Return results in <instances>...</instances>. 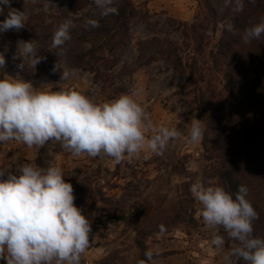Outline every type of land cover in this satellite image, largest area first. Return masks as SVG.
I'll list each match as a JSON object with an SVG mask.
<instances>
[{"label":"rangeland","instance_id":"rangeland-1","mask_svg":"<svg viewBox=\"0 0 264 264\" xmlns=\"http://www.w3.org/2000/svg\"><path fill=\"white\" fill-rule=\"evenodd\" d=\"M132 3L139 18L132 23L128 48L111 68L108 52L94 59L76 60L89 48L83 36L94 27L87 21L107 18L99 14L92 0L87 6L86 0H12L13 8L25 12L26 27L19 32H0V54L6 61L0 78L7 74L54 91L75 89L98 103L136 93L134 98L155 126L176 127L185 136L192 118L201 120L204 133L199 142L187 143L182 137L170 141L163 155L126 157L121 163L103 154L74 157L52 140L43 146L42 167L62 168L66 182L73 185L76 206L91 222L90 245L81 264H136L140 256L135 243L138 230L149 234V249L159 250L153 264H224L223 257L235 241L225 235L222 248L211 244L214 230L203 223L200 205L189 188L201 178L229 190L213 147L208 150L204 146V134L209 116L230 96L225 67L216 62L223 36L221 26L236 12L225 7L224 0ZM4 18L0 15V21ZM65 20H71L73 27L61 54L51 48V36ZM18 41H33L38 54L45 57L35 69L17 67L22 62V58L14 59ZM168 48H174L185 65L196 69L194 84H189L187 73L176 70L162 57L161 50ZM57 62L75 74L61 80L60 72L52 71ZM40 151L41 147L28 148L15 140L0 143V170L15 171L25 163L38 165ZM6 178L7 172L0 177ZM220 232L224 235L222 229ZM0 264L6 261L0 259Z\"/></svg>","mask_w":264,"mask_h":264},{"label":"clouds","instance_id":"clouds-1","mask_svg":"<svg viewBox=\"0 0 264 264\" xmlns=\"http://www.w3.org/2000/svg\"><path fill=\"white\" fill-rule=\"evenodd\" d=\"M248 3L255 4V0ZM92 4L101 16L119 14L116 0H92ZM224 5L240 13L245 0H224ZM0 15H5L0 32H19L26 27L25 12L13 8L12 0H0ZM249 23L251 26L240 33L245 44L264 36V18ZM87 24L99 27L95 19ZM72 27V21L65 20L55 28L52 49L62 54ZM221 27L233 34L238 31L231 20ZM38 52L33 41H18L14 59L22 58V62L17 67L35 69L45 59ZM5 63L0 54V68ZM52 71L60 72L61 80L75 74L58 62ZM135 95L125 93L98 103L75 89L34 87L31 81L5 74L0 78V143L15 140L28 148H42L55 140L74 157L103 154L121 163L126 157L163 155L170 141L182 137L192 144L202 139L201 120L192 118L186 136L176 127H157ZM6 172L7 178L0 179V259L6 264H81L92 227L84 211L76 206L73 185L66 182L62 168L25 163L15 171L0 170V177ZM189 191L200 205L203 223L214 230L211 244L222 248L225 235L235 241L223 257L224 264H264V237L254 235L259 214L249 199L248 186L238 185L231 192L197 178ZM159 254L158 249H146L138 264H153Z\"/></svg>","mask_w":264,"mask_h":264},{"label":"trees","instance_id":"trees-1","mask_svg":"<svg viewBox=\"0 0 264 264\" xmlns=\"http://www.w3.org/2000/svg\"><path fill=\"white\" fill-rule=\"evenodd\" d=\"M116 3L119 14L107 16L99 22V27L83 36L89 48L76 58L78 62L94 59L104 52L112 57L111 68L120 61L132 39V23L140 13L132 0H116ZM89 4L90 0H86V6ZM261 18H264V0H256L255 4L246 3L243 12L228 18L238 29L236 34L223 29L216 63L225 67L230 96L209 116L204 146L208 150L213 147L229 191L235 192L241 184L248 186L249 199L259 214L254 222V235L264 237V36L248 44L240 39V33L251 26L249 22L257 23ZM161 55L176 70L188 74L189 84L195 83L196 69L185 65L174 48L161 50ZM44 153L45 147L37 160L40 167ZM148 236L137 231L138 261L149 249Z\"/></svg>","mask_w":264,"mask_h":264}]
</instances>
